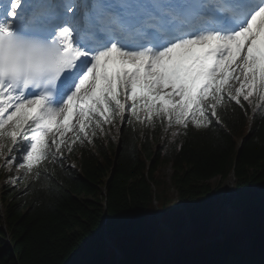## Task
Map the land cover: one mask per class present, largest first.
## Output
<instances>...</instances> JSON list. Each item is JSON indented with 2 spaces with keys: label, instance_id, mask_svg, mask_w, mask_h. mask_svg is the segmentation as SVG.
Instances as JSON below:
<instances>
[{
  "label": "snow or ice",
  "instance_id": "obj_1",
  "mask_svg": "<svg viewBox=\"0 0 264 264\" xmlns=\"http://www.w3.org/2000/svg\"><path fill=\"white\" fill-rule=\"evenodd\" d=\"M257 109L264 0H0V169L12 190L124 124L176 138L228 132L229 110Z\"/></svg>",
  "mask_w": 264,
  "mask_h": 264
},
{
  "label": "trees",
  "instance_id": "obj_2",
  "mask_svg": "<svg viewBox=\"0 0 264 264\" xmlns=\"http://www.w3.org/2000/svg\"><path fill=\"white\" fill-rule=\"evenodd\" d=\"M226 121L176 138L124 124L27 192L0 169V264H264V109ZM231 175L223 206L212 180Z\"/></svg>",
  "mask_w": 264,
  "mask_h": 264
},
{
  "label": "rangeland",
  "instance_id": "obj_3",
  "mask_svg": "<svg viewBox=\"0 0 264 264\" xmlns=\"http://www.w3.org/2000/svg\"><path fill=\"white\" fill-rule=\"evenodd\" d=\"M68 161L69 160L67 159V162ZM163 172L166 175H170L171 174V169L169 167H164L163 168ZM212 184H213L214 190L223 199V202L225 201V205L230 204L232 202V197H233V183H232V179L229 178L226 181H221L220 179L217 178V179H213L212 180ZM177 205L179 207H181L178 202H177Z\"/></svg>",
  "mask_w": 264,
  "mask_h": 264
},
{
  "label": "water",
  "instance_id": "obj_4",
  "mask_svg": "<svg viewBox=\"0 0 264 264\" xmlns=\"http://www.w3.org/2000/svg\"><path fill=\"white\" fill-rule=\"evenodd\" d=\"M230 178L232 179V181H233V183H234V181H235V178H234V176L233 175H231L230 176ZM235 193H234V191H233V197H232V200L235 198ZM230 203V202H229ZM223 205H225V201L223 202Z\"/></svg>",
  "mask_w": 264,
  "mask_h": 264
},
{
  "label": "bare ground",
  "instance_id": "obj_5",
  "mask_svg": "<svg viewBox=\"0 0 264 264\" xmlns=\"http://www.w3.org/2000/svg\"><path fill=\"white\" fill-rule=\"evenodd\" d=\"M232 183H233V181H232Z\"/></svg>",
  "mask_w": 264,
  "mask_h": 264
}]
</instances>
